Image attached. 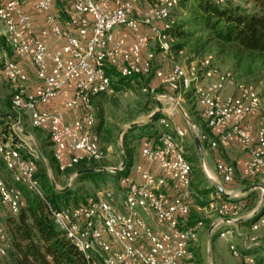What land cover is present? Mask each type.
I'll list each match as a JSON object with an SVG mask.
<instances>
[{
  "label": "built area",
  "instance_id": "obj_1",
  "mask_svg": "<svg viewBox=\"0 0 264 264\" xmlns=\"http://www.w3.org/2000/svg\"><path fill=\"white\" fill-rule=\"evenodd\" d=\"M57 1L35 0L34 8L45 13V26L37 30L19 0H0L6 44L15 57H26L33 66L31 75L19 59L0 57V87L2 81L9 86L12 115L0 120V257H5L10 247L3 210L19 212L18 185L43 197L35 176L38 151L22 134V124L27 120L47 132L59 171L82 161H100L105 153L96 130L93 100L115 93L118 79L153 73L178 100L184 101L187 93L193 95L208 128L227 126L209 147L236 136L248 155L246 178L264 182V101L254 86L240 82L235 93L224 94L234 85V74L221 70L211 54L187 63L174 60L171 15L179 0H59L64 6L55 11ZM125 30L134 34L132 39L122 35ZM49 31L63 41L51 53L47 48ZM158 53L168 60L159 67ZM67 89L70 97L51 110L50 102L64 97ZM143 90L156 94L150 83ZM254 113L262 116L253 136L249 120ZM158 122L157 142L146 144L140 153L149 163L157 161L169 170L171 179L181 185L170 200L165 192L168 179L146 170L139 181L120 175L116 188L107 186L77 205L51 209L58 228L88 264H195L193 244L203 223L199 220L185 226L193 194L192 165L182 144L185 134L177 126L174 133L169 131L167 111L160 113ZM200 139L206 140V134ZM216 169L224 183L231 182L234 167L230 163L218 162ZM244 206L245 201L228 202L217 194L201 210L217 217L214 228L220 231L219 238L229 240L231 254L241 264H264L248 253L264 240V198L250 217L249 232H241L232 222L242 217ZM228 225L231 227L222 228ZM238 236L245 239L244 251L232 243Z\"/></svg>",
  "mask_w": 264,
  "mask_h": 264
},
{
  "label": "trees",
  "instance_id": "obj_2",
  "mask_svg": "<svg viewBox=\"0 0 264 264\" xmlns=\"http://www.w3.org/2000/svg\"><path fill=\"white\" fill-rule=\"evenodd\" d=\"M178 2L177 8H182V6L189 8V23L194 26V29L183 30L181 29L182 25L177 27L172 26L170 35L173 41L174 39L179 41L171 44V52L174 50V47L177 49L175 51L176 54L183 52L185 45L193 38L191 49L195 56L211 54L215 61L219 60L222 63L226 61L230 62L234 70V76L236 74L237 77L242 78L256 77L261 72H264V0H247L246 5L225 3L224 0L222 2L218 0H179ZM5 45L8 56L16 58L6 43ZM173 55L175 60V54ZM160 56L165 58L162 54L158 53L159 58ZM262 77L264 78V74ZM138 78H145L146 83H150L156 88V93L167 91L175 94L166 86L161 85L153 73ZM120 80L124 79H118L117 81ZM154 81H156L155 84H153ZM117 84L116 82L115 86ZM255 89L257 88L255 87ZM258 93L264 101V88L261 92L258 91ZM188 94L190 93L186 94V98ZM158 118L145 123V125L150 129V123ZM195 123L199 127L200 135L206 134L207 136L206 140H202V146L205 147L209 145L210 141L216 139L211 134L212 130L205 125V121L203 123L199 122L200 124L197 121ZM136 127L130 128L129 130L136 129ZM96 130L99 134L97 124ZM147 136L148 138H153L152 142L156 143L159 133L155 137L150 135V133H147ZM124 148V153L127 157L128 151L126 146ZM43 152L48 158L50 166L54 170L59 171L52 157V151L49 153L43 149ZM188 161L194 166L191 160ZM98 166L96 161H82L72 168L59 172L70 174L80 169L95 168ZM104 172L95 171L77 175L76 183L81 182L84 178L100 176ZM115 174L119 176L126 175V171L122 169ZM35 176L43 197L37 193L28 191L22 185H18L21 193L20 210L17 214L10 213L6 219L5 228L10 239V247L7 250V255L0 257V264H88L85 255L58 228L52 218L51 209L77 205L84 202L85 198L91 194L86 191L85 194L87 196L85 195L86 197L79 201V196L74 195L70 189L65 192L57 191L52 185L46 165L42 159L36 160ZM199 176L200 178L196 181V185H192L191 181L192 190L194 187L197 189V194H201L202 196L219 194L212 185L199 188L204 180L202 175ZM258 181L259 179L250 180L249 178H244L242 186H248ZM253 192L254 190H251L247 192V195L249 196ZM192 193L193 199L197 195L193 191ZM71 196H73L72 204L68 202ZM225 200H230V198H225ZM196 202L200 207L206 204V202H198L197 200ZM193 217V212L191 213L190 209L185 226H192L201 220L203 223L202 227L204 225L209 227L214 221L208 217H205V219L199 218L198 220H194ZM215 232H217V229ZM194 255L196 256L197 252H194Z\"/></svg>",
  "mask_w": 264,
  "mask_h": 264
},
{
  "label": "rangeland",
  "instance_id": "obj_3",
  "mask_svg": "<svg viewBox=\"0 0 264 264\" xmlns=\"http://www.w3.org/2000/svg\"><path fill=\"white\" fill-rule=\"evenodd\" d=\"M224 1L225 3L228 2L231 4H240V5L247 4V0H224ZM57 2H59V0ZM189 19H190V13H189V8L187 6L186 7L182 6V8H177L174 11H172L171 21H172V26L174 27L182 25L181 29L183 30L194 29V26L189 23ZM2 26L3 24L0 22V29L2 28ZM130 32L131 31L129 30L122 31V35L124 34V37L126 36L125 38L132 39L133 38L132 35L134 34ZM193 40L194 39L191 38L190 42L185 45V49L183 50V52L180 53L178 52L176 54L175 51H177V49L175 47L173 48L174 50L172 51V53L175 54L176 62L187 63L189 62V60H193L196 57L191 49ZM176 41L179 40L174 39V41H172L171 44H174ZM5 47H6L5 42L0 36V52L2 50L7 52ZM150 47L155 48L154 43H150ZM167 62L168 60L166 58L160 56V58L156 60V66L159 67L165 65ZM215 62L221 70L227 69L228 71H231L232 74L234 73L232 64L230 62L226 61L222 63L219 60H216ZM263 74L264 72H261V74H258L256 77H248V78L237 77V75L235 74L234 82H233L234 85H231L234 87V93L236 92V84L238 82L250 84L256 87L259 92H261L264 88V78L262 77ZM116 82L118 84L116 86L115 93L100 95L94 99V109L97 118L100 143L105 153V157L103 159H101L100 161H96L97 164L99 165L98 167H106V165L108 164L115 165L118 164L119 162L121 163L122 160L121 147L123 151H125L124 147L126 146L128 152L136 153L138 152V148L141 149L142 146H145L144 143L149 139L147 133H150V135L155 137L157 133H160L161 131V125L157 119L152 123H150L151 124L150 129L147 127V125L142 124V125H138L136 129L129 130L130 129L129 128L127 130H124V132H122V130L127 125L134 122H140L144 120L147 116H149L153 111L156 110L157 104L154 101V95L147 93L143 90V87L146 83L145 78L124 79ZM5 87L6 86H4L3 89L0 90V104L3 103L5 105L6 103L5 106H7L8 102L6 101H10V94L7 91V89H5ZM160 93L162 94L169 93L171 95L170 97H168V99L165 100L166 105L169 106L167 108L169 121L171 125L169 131L174 133L173 127L175 126L183 129L185 135L182 139V144L184 146V151L187 159L191 160L192 163L194 164V166H192L193 176H194V178H192V185H196V181L200 178L199 175L204 176L202 169H205L204 166L201 165V161L199 159L197 149L194 143V132L197 128H199L198 125L195 123V121H197L198 123L203 121V118L201 119L202 116H200L198 110L199 106L193 95L188 94L187 98L185 97V100L181 101L178 100L176 98V95L171 92L160 91ZM172 98H174L181 105L184 112L192 120L193 124H190L185 119L184 115L180 112L175 102L172 101L173 100ZM158 99L162 103V111L165 110V107H163V100H161V97H159ZM0 110H5L3 105H0ZM261 116L262 115H260V113H256V115L254 116L255 120L257 121L256 126L261 121ZM252 120L254 119L253 118L250 119L249 123L253 122ZM254 126L255 125H252L250 127L253 134L256 130V126L255 127ZM22 129L32 134V136L39 143L42 150L45 149L49 153L50 151H52L46 131L31 126L27 120L22 124ZM129 137H134V139L129 140ZM139 139L141 141H139ZM26 140L28 143L32 144L38 151L32 138L26 137ZM38 159H42L46 165V162L42 158L39 151H38ZM46 160L48 161L47 157ZM119 165H116L115 167ZM3 172L4 171L2 170V173ZM47 172L49 177L54 180L55 189L57 191L65 192L66 190L70 189L74 195L79 196L78 198L79 201L83 200L87 196V194H85L86 191L87 193L93 195L100 190H105L106 188H108L107 186L116 188L117 181L119 178V175L115 174L117 171L116 172L105 171L104 173H101L100 176H95L93 178H84L81 182L76 183L77 176H73L69 180V177L74 172L70 174H67L66 172L60 173L59 171L54 170V168H52L51 166H50V170L47 168ZM239 180H240L239 181L240 185L238 188L237 187L227 188L226 186H224L226 187L225 189L227 191H233L246 187V186H242L243 184L242 182L244 178ZM254 183H262V182L259 180L258 182H254ZM204 186H209V181L207 179L203 180L199 188H202ZM262 186L264 191V183L262 184ZM253 190H254L253 194H250L249 196L247 195L246 192V194L245 193L238 194L236 197L234 196L233 198L234 200L237 199L236 202L245 201L246 203V206H244L241 209L240 215L242 217L240 218L248 216L250 213H252L258 208L263 191L261 188H256ZM193 191L194 193H196L195 195H197L194 197L195 201L197 200L198 202L207 203L208 200L215 198V195L213 194H211V196L210 195L202 196L201 194L198 195L196 192L197 189H195L194 187H193ZM72 197L73 196H71L68 201L70 204L73 203ZM9 215L10 212L7 209H4L3 210L4 225H6L5 222ZM193 216H194L193 217L194 220L195 219L198 220L199 218L205 219V217L215 220V215L208 216L204 211L193 212ZM224 227L230 228L231 225L222 226V228ZM208 228L209 227L204 225L198 231L197 239L193 245V249H194L193 251L197 252V255L196 256L194 255L195 264H239L237 258H235L231 254V251L229 249V243H227L229 240L227 239L228 240L227 241L223 238H219L220 231L217 230V232H215V228L212 230L209 238L207 235ZM240 231L246 232V229L240 228ZM232 243L236 244V242H232ZM237 247L239 248V246Z\"/></svg>",
  "mask_w": 264,
  "mask_h": 264
},
{
  "label": "crops",
  "instance_id": "obj_4",
  "mask_svg": "<svg viewBox=\"0 0 264 264\" xmlns=\"http://www.w3.org/2000/svg\"><path fill=\"white\" fill-rule=\"evenodd\" d=\"M19 1L22 4L23 9L26 10L30 14L32 21H33L34 25L36 26L37 30L40 29V27L45 26V21H44L45 13L38 11L34 8L35 0H19ZM63 6H64V3L59 2V3L54 5L53 10H55V11H57L59 9L62 10ZM0 36L2 37L3 41L6 43L5 37L3 35V26L0 29ZM62 42L63 41L61 39L57 38L51 31L48 32L47 48H48L49 53H51L54 49L59 47L62 44ZM5 55L8 56L7 52L2 50L0 52V57H4ZM16 58L19 59L21 66L25 70H27L31 75H33V66H32L31 62L29 61V59L26 57H23V58L16 57ZM155 82L156 81H154L153 84H155ZM4 86H6L5 89H7V91L10 94V90L4 81L1 82L0 90L3 89ZM231 93H234V87L228 86L224 90V94H231ZM160 94H162V93L154 94V101L156 102V98L161 97V100H163V107H165L164 111H167V108L169 106L166 105L165 100L168 99V97H170L171 95L169 93H165L166 95H169V96H163ZM70 95H71V92L69 91V89H67L64 97L51 101L48 107L51 108V110H56V109L60 108L62 106V103L66 100V98L70 97ZM6 102H8L7 103L8 107L5 106L6 103H5V105L3 103L0 104V105H3L5 108V110H0V115L9 113V101H6ZM198 110L200 111L199 107H198ZM67 112H68V115L71 114L70 110H68ZM255 115L256 114L254 113L253 116H251V118H250V119H252V118L254 119V120H252L253 122H250V127L252 125L256 126L257 121L254 118ZM7 117L8 116H6L4 118L0 117V120H4ZM250 127H249V132L254 136L255 132L253 130V132H254V134H253ZM226 128H227V126L225 125L222 128L213 129L211 131L213 138H216L218 133L221 130L226 129ZM133 139H134V137H129V140H133ZM139 141H141V140L139 139ZM147 141L144 143L145 145H146V143L148 144V143L152 142L153 138H149ZM142 142H144V141H142ZM141 144H140V147H141ZM140 151H141V149L138 148V152H136V153L128 152V156L126 157V159H127L126 166L123 168V170L126 171L127 175L131 176L136 181L140 180L141 173L143 171H146V170L151 171L154 175H158V176L162 175V176L166 177L168 179V186L166 187L165 192H166L167 199L170 200L174 195H176L179 192L181 185L178 182H175L171 179L169 170L162 168L161 165L157 161L149 163L144 157L141 156ZM121 162H122V160H121ZM218 162L230 163L234 166L233 180L230 184L224 183V181L222 180V178L218 174L217 169H216V164ZM119 163L115 164V165L114 164H108V165H106V167H115L116 165H119ZM247 163H248V155L244 150L241 149V147L239 145L238 138L236 136H232L226 141H219L217 146L213 149L210 148L209 145H206L205 147H203V163L201 165H203L205 168V169H202L204 179H207L209 181V185L214 186L213 185L214 183L221 185L226 192H230V191H227L225 189L226 187L227 188H233V187L238 188L240 185L239 179L246 178ZM193 178H194V176H193ZM263 183L264 182L258 183V184L262 185ZM224 186H226V187H224ZM262 191H263V189H262ZM194 194H196V193H194ZM210 196H211V194H210ZM233 198L234 197H231L230 200H228V202H234L235 200H237V199L234 200ZM190 209H191V213L202 211L201 207L196 203L195 198L191 199V208ZM249 216H250V214L248 216L243 217V218H239L242 220L239 223H235L240 228L246 229V232H249V229H248L249 228V221H250ZM216 219H217V217L215 216L214 221H216ZM148 221L151 222L152 224H155L154 220H151L148 218ZM232 242H236L237 246H239V249L244 251L243 248H244L245 239L242 236H238V237L233 238ZM248 253L250 254V257L253 260H255L257 263H261L264 260V240L259 247L255 246V248H253L251 251H248ZM237 260L239 261V259H237ZM239 264H241L240 261H239Z\"/></svg>",
  "mask_w": 264,
  "mask_h": 264
},
{
  "label": "water",
  "instance_id": "obj_5",
  "mask_svg": "<svg viewBox=\"0 0 264 264\" xmlns=\"http://www.w3.org/2000/svg\"><path fill=\"white\" fill-rule=\"evenodd\" d=\"M160 95H164V96H169V95H166V94H160ZM175 102V104L177 105L178 109L180 110V112L184 115L185 119L190 123V124H193L192 123V120L188 117V115L184 112L183 108L181 107V105L174 99L172 98ZM156 104H157V108L155 111H153L149 116H147L144 120L140 121V122H134V123H131L129 125H127L123 130L122 132H124V130H127L129 128H133V127H136L138 125H142V124H145V123H148L154 119H156L157 117H159L161 111H162V103L160 102V100L158 98H156ZM10 117L12 118V115L10 113H7V114H3V115H0L1 118H4V117ZM22 134L25 135L26 137H30L33 139L39 153L41 154L42 158L45 160L46 162V166L47 168L50 170V164L49 162L46 160V156L42 150V148L40 147L39 143L36 141V139L32 136V134L30 132H27V131H22ZM194 143H195V147L197 149V153H198V156H199V159L201 161V164L203 163V146H202V142L200 140V133L198 131V128L195 130L194 132ZM121 155H122V162L120 163L119 166L117 167H95V168H84V169H80L76 172H74L73 174H71V176L69 177V180L73 177V176H77V175H80V174H83V173H89V172H95V171H110V172H118L120 170H122L125 166H126V162H127V159H126V156H125V153L121 147ZM51 179V178H50ZM51 182H52V185L53 187L55 188V184H54V180L51 179ZM217 190V192L223 197V198H231V197H234V196H237L238 194H243V193H246V192H249L253 189H256V188H261L263 189V186L261 184H258V183H253L251 185H248L242 189H237V190H233V191H230V192H226L223 187L219 184H216L214 183L213 184ZM264 198V191L262 193V196H261V201L258 205V208L261 206V203H262V200ZM257 208V209H258ZM256 209V210H257ZM256 210L249 216H253L256 214ZM227 220V219H226ZM242 219H237V220H234L232 221L233 223H239ZM216 225V221H214L208 228L207 230V235L208 237L210 238V234L212 232V230L214 229Z\"/></svg>",
  "mask_w": 264,
  "mask_h": 264
}]
</instances>
